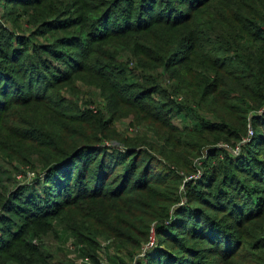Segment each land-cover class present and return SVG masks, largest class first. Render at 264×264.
Masks as SVG:
<instances>
[{
    "label": "trees",
    "instance_id": "16d2710c",
    "mask_svg": "<svg viewBox=\"0 0 264 264\" xmlns=\"http://www.w3.org/2000/svg\"><path fill=\"white\" fill-rule=\"evenodd\" d=\"M27 43L0 25V154L37 171L4 186L0 264H52L49 236L92 264L102 242L113 264H264V0H104L85 33ZM87 71L105 108L65 116L52 84ZM119 108L145 132L118 135Z\"/></svg>",
    "mask_w": 264,
    "mask_h": 264
},
{
    "label": "rangeland",
    "instance_id": "374dc122",
    "mask_svg": "<svg viewBox=\"0 0 264 264\" xmlns=\"http://www.w3.org/2000/svg\"><path fill=\"white\" fill-rule=\"evenodd\" d=\"M38 2V3H37ZM104 0H29L27 3H16L12 1H0V25H3L11 33L24 36L31 45L32 42L38 44H49L65 36L74 37L78 34H83L87 31V25L89 22L93 21L98 17L100 13V6L103 4ZM46 12H51L50 15ZM56 12H61L59 21H65L68 18L75 20L74 26H67L64 23L55 24L52 27L55 30H51L50 27L39 28V24L42 22H53L55 21ZM35 18H38L39 22H35ZM45 32V33H43ZM31 43V44H30ZM104 45L108 51H112L117 46V40L113 39L105 42H100ZM85 44L83 43V46ZM89 46V45H88ZM94 46V45H93ZM87 46H84V48ZM75 50V48H69V50ZM63 50H66L63 48ZM47 59L52 60L48 54H45ZM102 64H108V61L101 56L96 57ZM124 61H129V66L131 69L135 68V62H131L128 54H126L123 59ZM64 64V63H61ZM60 69L64 72L71 73L74 72L73 66H68L66 64L60 65ZM88 69L93 72L94 68L89 63ZM92 72L87 71V73H75L70 81L53 82V89L49 93L48 99L52 102H56L57 106L62 107L58 110L62 111L65 116H74L72 113V108L77 105L82 110L85 108H90L96 110L97 108H105V99L101 97V92L92 83ZM51 74V75H50ZM45 73L48 78H53L52 74L60 76L62 72L56 68L51 69V73ZM107 107V105H106ZM56 111L58 114L59 111ZM109 113V112H108ZM111 114V113H109ZM107 114V118H109ZM112 129L120 136L125 135L128 138H133L137 134L145 132L144 127L139 124L134 123V117L129 113L128 110H123L119 108L116 119L112 124ZM117 142H108L113 148L122 146ZM0 175L2 184L0 183V208L2 202L6 198L7 188L10 190L13 188L14 182L22 183L28 179L35 177L34 173L37 172L32 170L30 167H25L18 164L17 162L9 163L4 160V157L0 154ZM39 168V167H38ZM15 183V184H16ZM6 186V188L4 187ZM5 188V189H4ZM72 241H68L66 236H61L57 239L53 236L45 238V248L52 254V264H92L88 259H84L76 256ZM102 247L98 251V258L100 264H113L108 260L105 252L110 254H116L115 256L128 262L129 259L123 254H119L117 250L110 248L106 242L101 243ZM109 247V248H107Z\"/></svg>",
    "mask_w": 264,
    "mask_h": 264
},
{
    "label": "built area",
    "instance_id": "2783aa9c",
    "mask_svg": "<svg viewBox=\"0 0 264 264\" xmlns=\"http://www.w3.org/2000/svg\"><path fill=\"white\" fill-rule=\"evenodd\" d=\"M252 135H253L252 130L249 128L248 136H247V138L243 141V143L247 142V141L249 140V138L252 137ZM220 147L225 148V149H229V150H230L231 152H233L234 154H237L238 151H239L238 148H236V149L234 150V149H231L228 145H221ZM197 177H198V176L195 175V176L189 178V180H190V179H194V178L196 179Z\"/></svg>",
    "mask_w": 264,
    "mask_h": 264
}]
</instances>
